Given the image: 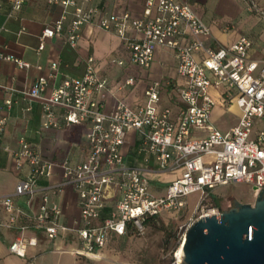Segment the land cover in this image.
<instances>
[{
	"label": "built area",
	"instance_id": "1",
	"mask_svg": "<svg viewBox=\"0 0 264 264\" xmlns=\"http://www.w3.org/2000/svg\"><path fill=\"white\" fill-rule=\"evenodd\" d=\"M25 1L14 0L13 7L19 8ZM46 1L73 7L67 37L71 47L77 46L83 27L94 23L124 40L130 63L141 68L151 67L158 47L172 49L178 61V73L186 79L181 90L183 106L176 116L169 107L159 108V82L147 86L143 105L131 107L118 101L111 110H104L97 96L103 93L107 80L96 71L93 57L88 59L80 79H66L48 91L49 77L43 76L26 90L29 97L43 102L45 127L59 126L57 108L62 110L67 125H89L87 159L76 165L66 162L63 165V184L75 186L80 197L79 254H95L113 235L124 236L129 231L144 233L147 222H157L164 214L183 210L192 193L202 194L198 209L219 186L246 183L264 189V130L252 137L256 120L264 118V66L258 69V62L248 60L251 38L242 36L228 47H206L200 38L208 35L210 28L193 8L192 0H145L144 15L140 18L132 17L129 12L107 13L96 6H84L79 0ZM244 1L247 10L258 14L264 24V0ZM65 18L63 15L54 25L44 28L39 50L44 48L47 38L62 32ZM0 60L14 62L20 68L31 67L30 62L4 52H0ZM115 61L126 64L122 59ZM126 83L133 84L134 78ZM211 88L221 90L226 103H235L241 109L239 123L226 132L211 123L217 103L210 94ZM5 103L11 107L12 100ZM7 121L8 116L0 106V148ZM132 130L139 134V152L153 156L161 170L180 171L163 195L151 192L149 180L139 167L125 163L122 147ZM200 130H207L206 136L194 135ZM20 143L22 147L13 152V158L18 167L28 164L30 172L18 181L15 194H34L38 178L49 175L52 164L31 143L24 139ZM111 187L120 196L109 215L102 219ZM253 191L256 197L259 191ZM0 205L9 216L5 226L17 225L20 230L9 250L23 257L29 246L37 245L38 239L24 235L29 225L19 223L24 213L16 207L13 195L0 193ZM210 211L217 216L222 213L218 206L211 207L199 218ZM61 212L58 205H48L44 197L34 217L35 228L43 229L51 239L57 237L68 229L57 219ZM194 222L186 225L178 246L185 243Z\"/></svg>",
	"mask_w": 264,
	"mask_h": 264
},
{
	"label": "crops",
	"instance_id": "2",
	"mask_svg": "<svg viewBox=\"0 0 264 264\" xmlns=\"http://www.w3.org/2000/svg\"><path fill=\"white\" fill-rule=\"evenodd\" d=\"M79 1L84 6H96L107 13L129 12L134 18L144 15L145 0ZM14 3V0H0V52L28 61L31 67L20 68L14 62L0 60V106L8 116L2 137L3 147L0 148V193L13 195L16 207L24 213L19 223L29 225L24 235L36 236L38 243L29 246L23 257L12 253L9 246L20 230L17 225L5 226L9 216L0 205V264H94L91 259L102 258L104 253L101 248L95 254H79L82 248L77 231L80 197L75 186L63 184L65 162L76 165L88 157L89 125H67L62 110L57 108L59 126L45 127L43 102L29 97L25 92L43 76L49 77L48 91L66 79L82 78L88 59L93 57L96 71L107 80L103 93L97 96L104 110H111L118 101L131 107L143 105L147 86L159 82V108L169 107L176 116L183 106L181 90L186 79L179 75L178 61L170 48L158 47L151 67L141 68L130 63V52L124 40L94 23L83 27L77 46L71 47L67 37L73 7L52 5L46 0H27L19 8H14ZM191 4L210 28V33L200 38L206 47H228L242 36H248L253 41L248 50V60L258 62V69L264 66V24L258 14L247 10L244 0H192ZM63 15L66 18L62 32L47 38L44 48L39 50L44 28L54 25ZM198 56L201 57V54ZM119 59L125 60L126 64H118L115 60ZM54 64L56 68L52 67ZM131 77L134 83L129 85L126 82ZM210 94L217 102L212 110L211 123L226 132L239 123L241 109L235 103H226L219 89L211 88ZM7 99L12 100L11 107H7ZM260 130H264V118L256 120L252 137ZM206 134L207 130L194 132L199 137ZM21 139L31 143L52 164L50 174L38 178L34 194H15L18 181L26 178L30 172L28 164L18 167L13 158V152L22 147ZM139 148V134L135 130L129 131L122 147L126 165L141 169L154 195L165 194L168 184L180 175V171L161 170L155 158L139 152ZM213 195L217 196L215 190ZM119 196L120 193L111 187L102 219L115 207ZM44 197H47L48 205L61 208L57 219L68 227L53 239L33 224ZM115 237L123 236L113 235L111 240Z\"/></svg>",
	"mask_w": 264,
	"mask_h": 264
},
{
	"label": "water",
	"instance_id": "3",
	"mask_svg": "<svg viewBox=\"0 0 264 264\" xmlns=\"http://www.w3.org/2000/svg\"><path fill=\"white\" fill-rule=\"evenodd\" d=\"M254 203L236 202L189 228L182 264H264V189Z\"/></svg>",
	"mask_w": 264,
	"mask_h": 264
},
{
	"label": "rangeland",
	"instance_id": "4",
	"mask_svg": "<svg viewBox=\"0 0 264 264\" xmlns=\"http://www.w3.org/2000/svg\"><path fill=\"white\" fill-rule=\"evenodd\" d=\"M215 193L217 196H211L198 209L201 192L190 194L188 205L183 210L164 214L155 222L157 224L146 226L142 234L130 233L113 238L102 248L104 256L94 257L91 261L94 264H182L183 259L177 252L176 256L174 254L181 247L178 246L179 236L186 225L196 221L208 208L216 207L212 200L217 199L222 212L237 201L254 203L256 199L252 186L246 183L219 186Z\"/></svg>",
	"mask_w": 264,
	"mask_h": 264
},
{
	"label": "bare ground",
	"instance_id": "5",
	"mask_svg": "<svg viewBox=\"0 0 264 264\" xmlns=\"http://www.w3.org/2000/svg\"><path fill=\"white\" fill-rule=\"evenodd\" d=\"M207 215H215V213L213 211H210ZM177 254L179 257H181V259L184 260V244L181 245V247L177 251Z\"/></svg>",
	"mask_w": 264,
	"mask_h": 264
},
{
	"label": "trees",
	"instance_id": "6",
	"mask_svg": "<svg viewBox=\"0 0 264 264\" xmlns=\"http://www.w3.org/2000/svg\"><path fill=\"white\" fill-rule=\"evenodd\" d=\"M212 201H214L215 206H218V203H217V199H216V198H215L214 200H212ZM157 222H158V221H157ZM155 224H157V223H155V222H147V226L155 225ZM130 233H134V232L129 231L126 235H128V234H130Z\"/></svg>",
	"mask_w": 264,
	"mask_h": 264
},
{
	"label": "flooded vegetation",
	"instance_id": "7",
	"mask_svg": "<svg viewBox=\"0 0 264 264\" xmlns=\"http://www.w3.org/2000/svg\"><path fill=\"white\" fill-rule=\"evenodd\" d=\"M235 206V205H234Z\"/></svg>",
	"mask_w": 264,
	"mask_h": 264
}]
</instances>
